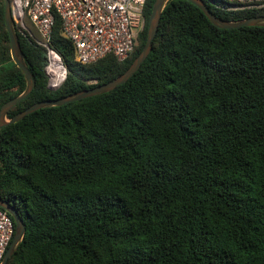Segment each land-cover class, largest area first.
<instances>
[{
  "label": "trees",
  "instance_id": "trees-1",
  "mask_svg": "<svg viewBox=\"0 0 264 264\" xmlns=\"http://www.w3.org/2000/svg\"><path fill=\"white\" fill-rule=\"evenodd\" d=\"M153 2L123 61L78 63L56 19L49 47L66 77L54 90L40 34L12 12L35 87L7 117L123 73ZM204 2L227 21L264 15ZM24 88L0 0V106ZM0 197L26 227L6 264H264V26L217 28L189 1L169 0L125 83L0 128Z\"/></svg>",
  "mask_w": 264,
  "mask_h": 264
},
{
  "label": "built area",
  "instance_id": "built-area-1",
  "mask_svg": "<svg viewBox=\"0 0 264 264\" xmlns=\"http://www.w3.org/2000/svg\"><path fill=\"white\" fill-rule=\"evenodd\" d=\"M146 0H10L11 11L24 27L23 19L31 21L41 36L42 44L51 56L58 54L49 47L56 19L61 23V34L73 46L74 60L91 64L112 55L123 61L134 50L136 37L142 30ZM228 9L263 8L264 0H227ZM49 64V63H48ZM64 72L63 67L61 66ZM47 74V68L45 70ZM48 75V74H47ZM48 79L47 86L56 89L60 84ZM94 82V81H91ZM14 234V222L0 209V263Z\"/></svg>",
  "mask_w": 264,
  "mask_h": 264
},
{
  "label": "water",
  "instance_id": "water-1",
  "mask_svg": "<svg viewBox=\"0 0 264 264\" xmlns=\"http://www.w3.org/2000/svg\"><path fill=\"white\" fill-rule=\"evenodd\" d=\"M168 1L169 0H154L152 4L151 12L147 20L145 43L143 47L141 48V50L139 51V53L133 59L129 67L119 76H117L116 78L106 83L95 86L91 89H83L75 93H72L70 95L64 96L62 98L38 101L28 106L24 110L14 114L11 118L6 119L7 112L14 105L19 103L23 99H25L31 93V91L35 87V81H34L32 73L30 72L24 60L23 53L20 48V44L18 41V36H17V32H16V28H15V24H14V20L12 16L10 0H2L3 19H4V25H5L7 35H8V39H9L10 58L12 62L15 64V66L22 73L24 80H25V88L19 95L6 101L0 106V128L8 124L17 122L20 119H22L25 115L33 111H36L38 109L53 107V106H61V105H64L70 102H74V101L86 98V97H91V96H95V95L102 94L105 92H109L113 90L115 87L125 83L139 69L141 64L144 62V60L150 53L151 48H152V41L157 32L161 12L165 4ZM187 1H189L190 3L195 5L197 8H199L203 12V14L206 16V18L211 22V24H213L217 28L237 29L242 26H264V15L248 17V18L236 20V21H227V20H223L217 17L216 15H214L209 10L204 0H187ZM61 66L64 69L63 73L66 74V69L62 62H61ZM0 208L6 211L9 214V216L13 219V222H14V234H13L12 240L10 241L9 246L6 250V253L3 257V260L0 263V264H6L8 259L13 255V253L16 251L19 244L21 243L24 237L25 231H26V227H25V223L23 219L21 218V216L19 215L15 207L12 206L6 200L2 199L1 197H0Z\"/></svg>",
  "mask_w": 264,
  "mask_h": 264
},
{
  "label": "bare ground",
  "instance_id": "bare-ground-1",
  "mask_svg": "<svg viewBox=\"0 0 264 264\" xmlns=\"http://www.w3.org/2000/svg\"><path fill=\"white\" fill-rule=\"evenodd\" d=\"M47 72L53 83L58 84L63 76L61 62L56 56H51L47 66Z\"/></svg>",
  "mask_w": 264,
  "mask_h": 264
},
{
  "label": "rangeland",
  "instance_id": "rangeland-1",
  "mask_svg": "<svg viewBox=\"0 0 264 264\" xmlns=\"http://www.w3.org/2000/svg\"><path fill=\"white\" fill-rule=\"evenodd\" d=\"M230 3V2H229ZM59 56V55H58ZM60 57V56H59ZM61 59V58H60ZM61 62H62V60H61ZM49 63V62H48ZM47 66H48V64L46 65V67H45V70H46V68H47ZM46 73V72H45ZM47 74H48V72H47ZM49 78H50V76H49V74L47 75ZM65 77H66V74L64 75ZM48 78V79H49ZM65 79V78H64ZM64 79H62V81L64 80ZM62 81H61V83H62ZM6 119H8V117L6 118Z\"/></svg>",
  "mask_w": 264,
  "mask_h": 264
}]
</instances>
